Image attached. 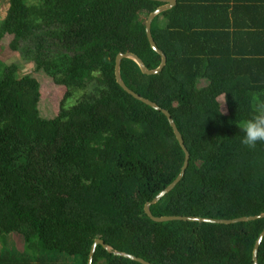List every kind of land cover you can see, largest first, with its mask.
Returning <instances> with one entry per match:
<instances>
[{"label": "trees", "instance_id": "trees-1", "mask_svg": "<svg viewBox=\"0 0 264 264\" xmlns=\"http://www.w3.org/2000/svg\"><path fill=\"white\" fill-rule=\"evenodd\" d=\"M176 2L151 26L166 55L163 71L146 76L133 61L121 63L125 85L170 113L190 154L183 179L150 210L217 220L264 214V144L240 142V125L264 108L256 98L264 94V78L256 77L264 51L222 47L229 7ZM162 5L0 0V43L8 37L12 51L65 89L57 116L43 119L39 82L0 61V264H87L96 239L151 264H252L264 219L154 223L144 213L177 178L185 155L166 117L125 93L114 67L128 52L150 70L160 65L145 22ZM260 19L240 25L251 28L253 44L264 42ZM200 80L208 85L198 88ZM11 237L21 249L8 245ZM93 264L138 263L98 246Z\"/></svg>", "mask_w": 264, "mask_h": 264}, {"label": "water", "instance_id": "water-1", "mask_svg": "<svg viewBox=\"0 0 264 264\" xmlns=\"http://www.w3.org/2000/svg\"><path fill=\"white\" fill-rule=\"evenodd\" d=\"M148 1H156V2L164 3V5H162L161 7H159L158 9H156L155 11L152 12L147 17L146 22H145V32H146L147 40L149 42L151 49L160 56L161 63L156 69L150 70L145 66V64L142 62V60L138 56H136L135 54L129 53V52L128 53H119L115 58V67H114L115 80H116V83L118 84V86L125 93L130 95L135 100L145 104L146 106H148V107H150L156 111L161 112L166 117L177 142L179 143L181 149L184 152L185 159H184L183 167H182L179 175L177 176V178L168 187H166L163 191H161L152 201L147 202L145 204V206H144L145 215L154 223H166V222H172V221H182V222H193V223H200V224L235 225L238 223H248V222H253L256 220L264 219V214H261L258 216L241 217V218L232 219V220H217V219H208V218H200V217H181V216L156 217L152 214L150 208L153 205H156L167 194H169L183 179L185 171L188 168L190 154H189V152H188V150L184 144V140H183L180 132L178 131V128H177L174 120L172 119L170 113L167 110L160 108L158 105L151 102L150 100H147V99L139 96L138 94L134 93L132 90H130L125 85V83L121 77V63L125 59L133 61L137 65V67L139 68L140 72L146 76L158 75L159 73H161L163 71L164 67L166 66V61H167L166 55L157 47V44L155 43V41L152 37L151 26H152V22L154 21V19L156 17L161 15L163 12L170 10L171 8H173L176 5V0H148ZM263 239H264V229H263L262 233L260 234V236L258 237L257 241L255 242V245H254V248L252 251V264H258V251H259V248L261 246ZM98 246H101L107 253H109L115 257L124 258L126 260L136 262L138 264H151V263L146 262L145 260H143L141 258L135 257L133 255H130V254H127V253H124L121 251H117L114 248H112L111 246L105 244L104 241L101 239H96L94 241V243L91 247L90 253H89L87 264H93L94 255H95V252H96V249Z\"/></svg>", "mask_w": 264, "mask_h": 264}, {"label": "rangeland", "instance_id": "rangeland-1", "mask_svg": "<svg viewBox=\"0 0 264 264\" xmlns=\"http://www.w3.org/2000/svg\"><path fill=\"white\" fill-rule=\"evenodd\" d=\"M6 6H2V16H5ZM10 40L6 37L0 43V61L6 65L17 64L20 67L21 73L23 75H28L36 79L40 84L41 98L38 104L40 117L43 119H53L57 116L60 110V103L64 98L65 89L56 86L52 80L46 76L42 71H38L31 61L24 58V54L21 51H12L9 48ZM208 85L206 80H200L198 88H203ZM74 104V101L69 102V107ZM222 112L226 113L224 106H222ZM18 238L11 237L8 239L7 243L14 241L17 245V249H21V243ZM10 245V243L8 244ZM3 244L0 239V249H2Z\"/></svg>", "mask_w": 264, "mask_h": 264}, {"label": "crops", "instance_id": "crops-1", "mask_svg": "<svg viewBox=\"0 0 264 264\" xmlns=\"http://www.w3.org/2000/svg\"><path fill=\"white\" fill-rule=\"evenodd\" d=\"M205 5L207 1H211L208 5L215 7V8H228V17L227 22L228 24L223 31V38L222 47L226 46L228 49H233L241 53H246L251 50L255 51L258 50L259 52L264 51V42H258V44H253L249 41L248 35L250 33L251 28H241L240 25L244 24V19L248 18H263L264 16V0H199ZM177 3V2H176ZM255 4V7L261 8L260 14L255 15L250 11V8ZM215 5V6H214ZM213 17V16H212ZM261 20V19H260ZM226 20L219 24L224 25ZM261 24V22H260ZM234 25L239 26V28L235 27ZM254 26L253 24H250ZM264 31V23L259 28ZM262 55V54H261ZM261 57H264L261 56ZM264 73H258L256 77L261 78V82H263ZM262 88V87H261ZM258 101H260L261 105L264 104V94L263 92L259 91L258 97L256 96Z\"/></svg>", "mask_w": 264, "mask_h": 264}, {"label": "clouds", "instance_id": "clouds-1", "mask_svg": "<svg viewBox=\"0 0 264 264\" xmlns=\"http://www.w3.org/2000/svg\"><path fill=\"white\" fill-rule=\"evenodd\" d=\"M225 100V96L223 97ZM243 135L241 144L249 149H254L258 144H264V108L251 119L240 125Z\"/></svg>", "mask_w": 264, "mask_h": 264}]
</instances>
